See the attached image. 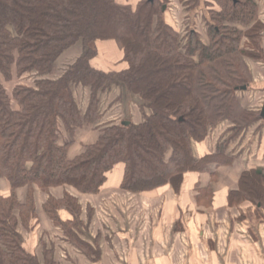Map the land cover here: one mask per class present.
I'll use <instances>...</instances> for the list:
<instances>
[{
    "label": "trees",
    "instance_id": "16d2710c",
    "mask_svg": "<svg viewBox=\"0 0 264 264\" xmlns=\"http://www.w3.org/2000/svg\"><path fill=\"white\" fill-rule=\"evenodd\" d=\"M201 2L188 1L190 6ZM205 2L215 5L204 16L207 44L191 29L181 37L165 21V0H139L134 6L116 0H0V75L5 82L24 80L11 88L0 82V180L9 184L8 195L0 194V264H40L16 232L18 220L25 226L37 214L36 189L67 185L97 193L109 171L121 164L124 191L166 184L177 191L185 172L202 168L192 141L230 120L234 125L222 135L221 151L224 142L261 119L259 110L244 108L231 119L239 104L234 89L248 82L243 59L259 58L243 52L239 43L246 35L256 44L264 28L257 19L261 5L256 0ZM99 40H114L128 67L118 72L91 67ZM78 43L81 55L54 76L59 57ZM116 83L148 110L142 122L104 120L99 94ZM79 87L89 90L84 110L76 100ZM85 127L93 138L68 157L76 131ZM62 131L68 137L63 144ZM261 170L244 175L241 186L247 192L243 198L264 204ZM61 207L79 212L77 200L66 194L48 196L41 206L61 230L52 239L46 231L40 234L44 264H59V241L87 248L77 236L80 222H59Z\"/></svg>",
    "mask_w": 264,
    "mask_h": 264
},
{
    "label": "crops",
    "instance_id": "0c3cea01",
    "mask_svg": "<svg viewBox=\"0 0 264 264\" xmlns=\"http://www.w3.org/2000/svg\"><path fill=\"white\" fill-rule=\"evenodd\" d=\"M116 1L134 6L139 0ZM256 1L261 5L257 19L264 24V0ZM162 11L165 21L172 25V15L166 7ZM204 16L202 9L191 15L194 27L191 30L203 44H207L208 32L197 26V21L203 20ZM95 44L97 52L90 59L91 67L104 72H118L128 67L123 59V51L114 40H99ZM239 44L243 52L259 54L257 59L244 57L248 82L241 85L246 86L245 89L234 90L240 107L251 111V108H246L247 105L250 107V101L255 103L264 98V28L259 32L256 48V44L246 35L242 36ZM81 52L76 56L64 52L57 60L54 76H59ZM116 53H121L119 60L122 68L119 70L110 69L105 61L107 56L113 57ZM109 93L126 104L127 117L133 123L142 122L148 110L140 106L142 103L138 97L128 93L118 83ZM105 98L99 94L100 111ZM241 101L246 103L245 106ZM225 127L229 125L218 123L203 140L192 141L193 156L203 161L202 168L184 173L177 191L169 184L139 193L124 191L119 187L123 173L121 164L109 171L105 184L97 193L82 195L67 185L51 187L47 191L36 189L37 214L27 225H22L19 220L16 225L23 248L35 255L40 264H44L40 234L51 231L57 235L61 230L53 226L41 206L48 196L62 199L66 194L77 198L79 212L73 214L61 207L56 210V215L61 223L74 219L80 222L77 236L87 248L71 240L59 241L55 253L59 264H174L172 261L178 260L182 250L186 252L183 264H242L246 259L251 260L252 264H264V204L243 198L247 192L241 186L244 175H256L262 169L260 175L264 176V119L247 125L236 137L224 142L223 148L218 151L224 138L222 135L228 130ZM90 134V129L86 127L76 131L68 157L81 152ZM66 136L65 133L61 134V144L67 142ZM261 184L264 188V181ZM8 193L9 184L1 179L0 194L6 196ZM23 194L19 192L20 197ZM100 205L108 207L109 221L105 225L95 220ZM89 210L91 217L88 218ZM146 223L150 229L148 232L143 227ZM202 227H208L209 234L201 230ZM228 234L236 240L234 250H227L230 245L223 249L218 246L219 240L226 244ZM185 239L189 240L188 247ZM179 246H183V249L180 250ZM198 246L204 252L200 256L195 254Z\"/></svg>",
    "mask_w": 264,
    "mask_h": 264
},
{
    "label": "rangeland",
    "instance_id": "374dc122",
    "mask_svg": "<svg viewBox=\"0 0 264 264\" xmlns=\"http://www.w3.org/2000/svg\"><path fill=\"white\" fill-rule=\"evenodd\" d=\"M205 1L204 2H201L200 5L194 6V4H193V5L190 6V4L188 2H186L185 0H165V2H166L165 7L169 11V13L172 15L173 23H172L171 26L173 28H175V30L180 34L181 37H182V35L185 36L187 34V32L189 31V29H193L194 28L193 25H192V22H191V15H193L194 13L199 12L200 9L203 10V14L204 15H208L209 8L210 7H215V5H211L210 2H205ZM197 23H198L197 26H198V28L200 30H203L204 31V29H205L207 31V25H206L204 19L201 20L200 22L197 21ZM254 47L256 48L257 47V44ZM81 48H83V47L81 46L80 43H78V44L73 45L72 47H70L68 50H66L65 51V54H68L69 53L71 56H76L77 54H79L82 51ZM84 50H85V48H84ZM120 55H121V53L120 54L119 53H116V55L113 56V57L110 56V55L107 56V60H105L107 62V67H110V69L113 68L114 70L121 69L122 68L121 63H120L121 61L119 60ZM62 58H63V56H62ZM110 59H111V61H110ZM56 67H57V65H56ZM29 79H30V77H29ZM26 80H28V77L26 78ZM22 81H24L23 78L18 79L16 81L14 79L12 82H5L3 80V78H2V76L0 75V82L3 83L6 88H11L16 82H22ZM26 82L28 83L29 81H26ZM219 85H218V87L223 88L222 86H219ZM113 87H114V85L111 87V89L109 91L102 92L103 94L101 93V96L103 95L104 97H106L105 98V101L103 102V105L101 106V112H103L104 113V116H105L104 117V120L105 121H109L111 123H115V124H118L121 121H123V122H132L133 123L132 119H130L129 117H127L128 114L126 113L127 112L126 104H124L122 100H119V98L118 99L117 98L115 99V96H113V95H111L109 93L110 91H112V88ZM75 90H76V92H75L76 93V100L79 103V105H80V102H81V109H83L84 106H85V104L87 103V100H88L89 90L87 88H81V87H79V88H77ZM104 93H109V94H104ZM234 95H235L234 97L236 99V92L235 91H234ZM236 101H238V100L236 99ZM241 103H242L243 106H245V104H246V103L244 104L242 101H241ZM250 103H251L250 104V107H249V105H247L248 106V107H246L247 109L248 108H252V106H253L252 101H250ZM257 105H259V102L257 103ZM136 106L138 108H140L139 105H136ZM240 108H243V107H240V105L237 104V106L234 108L235 109L234 113L231 114V119L232 120H235V118L238 117V114L240 112ZM218 123H221V124H224V125H227V126L229 125V127H225L226 129L227 128H231L234 125L233 123H231L230 120H227V119H225L224 121L221 120ZM62 133H65V132L62 131ZM234 137H236V134H235ZM64 186H66V185H64ZM78 193L79 194H82V195L84 194V193H81L79 191H78ZM80 196L81 195H79V197ZM76 200H77V198H76ZM107 200H109V198ZM107 209H108V207L106 208L105 205H102V206L100 205L98 207V209H97V216H96L97 218L95 219L97 223L104 224V225L108 223V221H109V213H108V210ZM95 220H94V222H95ZM143 227L145 229L144 230L145 232L150 231V229L147 226V223L145 225H143ZM201 230H203L204 232H207V234H209L208 227L207 228L206 227H202ZM230 232H229V234H230ZM48 233L50 234L49 236L52 239L54 237L53 236V232L48 231ZM229 234L225 238L226 244L222 240H219L217 242L218 243V246L221 249H223L224 246H226V245H227V247L230 245L227 248V250H230V248H231V250L236 249V247H235L236 240L234 238H232L231 235H229ZM186 240H187L186 247H188L187 245H190L189 244V240L188 239H185V242H186ZM178 248H180V250H182L183 249V246H179ZM195 249H197L196 250L197 253H195V254H199V256L204 253L203 250L201 252V247L200 246H198ZM186 251H188V250L186 249ZM185 253H186L185 250H182L181 251V254L182 255L178 258V260L172 261V263L175 264L176 262L177 263L180 262L179 264H183V262H182L183 260L182 259H184V256L186 255ZM242 264H252V263H251V260L246 259V260H244L242 262Z\"/></svg>",
    "mask_w": 264,
    "mask_h": 264
},
{
    "label": "built area",
    "instance_id": "2783aa9c",
    "mask_svg": "<svg viewBox=\"0 0 264 264\" xmlns=\"http://www.w3.org/2000/svg\"><path fill=\"white\" fill-rule=\"evenodd\" d=\"M258 102H259V105H257ZM263 102H264V98L263 99L256 100L255 103L253 102V106H252L251 109H253V110H259L260 107L262 106Z\"/></svg>",
    "mask_w": 264,
    "mask_h": 264
},
{
    "label": "water",
    "instance_id": "95a60500",
    "mask_svg": "<svg viewBox=\"0 0 264 264\" xmlns=\"http://www.w3.org/2000/svg\"><path fill=\"white\" fill-rule=\"evenodd\" d=\"M165 9V7L163 6V10ZM245 89L246 88V86H241V87H235V90L236 89ZM260 117L262 118V119H264V104H263V106L261 107V109H260ZM123 123H125V124H127L128 122H123Z\"/></svg>",
    "mask_w": 264,
    "mask_h": 264
}]
</instances>
